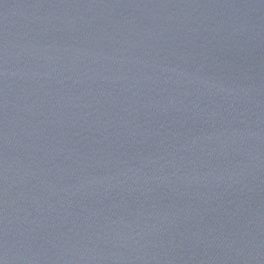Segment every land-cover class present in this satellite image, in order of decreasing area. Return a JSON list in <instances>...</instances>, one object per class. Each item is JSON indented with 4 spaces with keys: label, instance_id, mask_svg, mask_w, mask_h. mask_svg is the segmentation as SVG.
<instances>
[{
    "label": "water",
    "instance_id": "obj_1",
    "mask_svg": "<svg viewBox=\"0 0 264 264\" xmlns=\"http://www.w3.org/2000/svg\"><path fill=\"white\" fill-rule=\"evenodd\" d=\"M0 264H264V0H0Z\"/></svg>",
    "mask_w": 264,
    "mask_h": 264
}]
</instances>
